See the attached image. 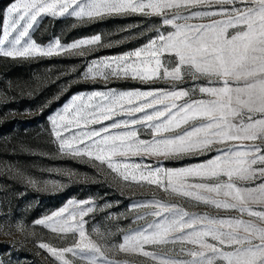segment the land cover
<instances>
[{"label": "snow or ice", "instance_id": "snow-or-ice-1", "mask_svg": "<svg viewBox=\"0 0 264 264\" xmlns=\"http://www.w3.org/2000/svg\"><path fill=\"white\" fill-rule=\"evenodd\" d=\"M129 16L159 23L136 37L146 43L115 56L92 55L113 46L102 33L67 44L32 38L44 18L84 25ZM0 25V56L87 55L79 75L103 82L49 116L58 152L153 189L130 215L109 214L116 233L107 225L89 232L85 217L99 206L70 200L33 225L71 243L40 240L39 249L60 264H130L112 258L118 254L146 264H264V0H13ZM131 32L120 29L115 43ZM127 80L141 87L111 86Z\"/></svg>", "mask_w": 264, "mask_h": 264}, {"label": "rangeland", "instance_id": "rangeland-1", "mask_svg": "<svg viewBox=\"0 0 264 264\" xmlns=\"http://www.w3.org/2000/svg\"><path fill=\"white\" fill-rule=\"evenodd\" d=\"M11 2L13 0H0V11ZM158 23V19L141 16L116 17L84 25L74 18H44L32 38L41 45H47L55 38L67 44L102 33L111 36L113 46L99 49L92 55L115 56L146 43L145 38L136 37L145 30L144 26ZM137 25L141 27L136 28ZM126 27L132 28L130 38L115 43L121 39L117 35L119 30ZM89 59L87 55L30 60L0 56V225L4 226L0 230V264H60L51 254L39 249L37 242L43 240L61 247L68 246L73 237L68 236V243H63L48 229L33 225V221L51 214L70 200L91 199L99 206L85 217L89 232L93 227L107 225L116 233L117 222H110L109 214L113 217L130 215L131 204L153 191L147 186H126L106 166L86 158L65 156L57 150L49 116L72 95L102 88V81L84 82L79 75ZM23 68L29 72L15 74L17 69ZM111 86L121 89L141 87L132 80L118 81ZM191 162L194 161H169L166 166L181 167ZM9 167L18 171L9 172ZM29 178L37 183L29 184ZM105 204L111 207L105 208ZM16 222L27 225L26 231H16ZM127 223L121 217L118 226L124 228ZM93 238H96L94 233ZM68 258H72L71 254ZM112 258L130 264H146L144 258L137 256L118 254Z\"/></svg>", "mask_w": 264, "mask_h": 264}, {"label": "trees", "instance_id": "trees-1", "mask_svg": "<svg viewBox=\"0 0 264 264\" xmlns=\"http://www.w3.org/2000/svg\"><path fill=\"white\" fill-rule=\"evenodd\" d=\"M25 72H29V71H28L27 69H25V68H23V69H21V70H20V69H17L16 73H15V71H14L15 74H20V75H21V73H22V74H23V73L25 74Z\"/></svg>", "mask_w": 264, "mask_h": 264}]
</instances>
